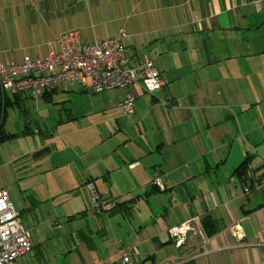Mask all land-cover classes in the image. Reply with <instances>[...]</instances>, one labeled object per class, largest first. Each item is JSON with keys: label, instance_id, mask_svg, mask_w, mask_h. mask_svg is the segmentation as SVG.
I'll return each mask as SVG.
<instances>
[{"label": "crops", "instance_id": "1", "mask_svg": "<svg viewBox=\"0 0 264 264\" xmlns=\"http://www.w3.org/2000/svg\"><path fill=\"white\" fill-rule=\"evenodd\" d=\"M121 28L123 45L146 52L168 83L153 94L139 85L106 91L114 95L92 110L105 115L92 128L82 125L89 114L69 109L68 122L78 123L69 135L56 134L65 123L61 107L54 124L43 123L41 147L20 158L35 168L52 158L58 169L72 159L50 148L56 139L64 136L70 145L90 138L88 150L77 155L80 185L93 181L100 197L109 190L118 205L97 214L90 197L61 196L48 209L35 200L30 226L23 224L32 250L8 264H124L125 253L136 264H153L162 248L184 264H264V0H0V64L26 54L45 58L70 30L92 43L119 37ZM130 91L135 111L123 112L120 103ZM77 92L85 91L63 83L42 96L14 98L0 88V105L10 97L17 103L8 117L11 107L29 114L25 103L36 109ZM8 117L4 128L17 136L0 147L19 136L7 129ZM21 133L34 132L25 126ZM243 162H249L244 179L236 172ZM156 173L166 176V190L150 192L163 201L127 216L132 206L114 190H149ZM208 214L219 231L208 236L203 229L191 237V248L178 249L170 228L191 218L201 223Z\"/></svg>", "mask_w": 264, "mask_h": 264}, {"label": "built area", "instance_id": "2", "mask_svg": "<svg viewBox=\"0 0 264 264\" xmlns=\"http://www.w3.org/2000/svg\"><path fill=\"white\" fill-rule=\"evenodd\" d=\"M126 31L121 28L119 37L96 40L92 43L81 40L78 31L64 32L58 39V49L51 50L45 58H34L30 54L19 62L0 64V87L11 94L42 96L60 84L74 83L89 93H101L118 88L141 86L153 94L163 88L168 79L146 52L135 53L127 49L122 38ZM136 94L129 92L120 106L128 113L135 111ZM155 187L166 190V176H153ZM97 214L111 210L114 205L102 200L93 181L87 183ZM249 187L245 189L248 193ZM204 233L202 224L191 218L170 228L173 244L179 249L190 247L191 237ZM30 231L23 225L20 213L15 208L6 189H0V264H8L32 250ZM192 247V246H191ZM190 247V248H191ZM197 249V247H196ZM199 254V250L193 256ZM131 253L123 256L124 264L131 261ZM162 248L153 264H184L183 260Z\"/></svg>", "mask_w": 264, "mask_h": 264}, {"label": "rangeland", "instance_id": "3", "mask_svg": "<svg viewBox=\"0 0 264 264\" xmlns=\"http://www.w3.org/2000/svg\"><path fill=\"white\" fill-rule=\"evenodd\" d=\"M113 95L114 93H108L106 91L96 94L77 92L70 93L68 97H65V99L69 98L67 102H63V96H58L59 98H55V103L57 104L40 103L36 109L32 105L30 109L28 103H25L26 105H23V107L28 109L27 111L29 114H23L15 107L9 109L6 127L7 129H13V131L19 132V136L11 143H7L0 147V189H6L16 209L22 211V222L25 226H30L29 221H31L33 210H29L28 207H34L35 200L39 201L41 209H48L52 208V200L61 196L66 199L70 197L71 199L74 197L87 199L90 197L92 209L95 212L92 194L86 184L82 183V186L80 185L81 178L77 175V167L80 165L77 161V155L88 150L91 141L90 138L72 139L70 145L66 143V138H64V136L60 138L62 142L56 139V144L51 145L50 148L58 150V154L62 159H72L70 165H68L67 162L64 164L65 166H60L58 169L52 168V161H50L52 158H49V161L45 162L43 168H35L33 164H27V160H20V158L25 153L41 147L44 137L40 133V129L44 128L43 123H55L60 117V111H62L61 107L67 108V112H63L65 123L58 128L56 134L64 132L69 135V129L78 125L76 120L68 122L67 115L69 114V109L74 111V115L76 113L83 115L89 114V117L85 116L82 119V125L92 128L94 124L101 123V120L103 121L105 118L104 114L92 110L107 103ZM121 110L125 112L123 108H121ZM47 117L52 118V121L49 122ZM18 124L22 125V130L18 128ZM25 126L32 129L34 133H21V131H24ZM13 161H17V163H11ZM3 162L7 163L5 166L1 167V163ZM73 189H77L76 192L72 195H67ZM152 189H154L153 180L150 183L149 190L130 187L121 188L119 185V187L114 190V195L119 201L129 200L126 203H128V206H132L130 207L131 213H127V209L124 210V212L127 216L131 217L132 214L137 216L140 210L148 206L147 203L163 201V195L156 194L154 191L150 192ZM99 190L102 191L101 188H99ZM107 194L108 196H103L104 198L101 196L102 200L114 205L116 200L109 196V190ZM140 199L141 201L139 204L134 203V201Z\"/></svg>", "mask_w": 264, "mask_h": 264}, {"label": "trees", "instance_id": "4", "mask_svg": "<svg viewBox=\"0 0 264 264\" xmlns=\"http://www.w3.org/2000/svg\"><path fill=\"white\" fill-rule=\"evenodd\" d=\"M4 92H6V91H4ZM6 93H8V92H6ZM19 95L20 94H12V96H14V98H17ZM9 98L10 97L5 98L4 102L0 105V144L3 143L7 139H14L17 136V134H13V133L7 132L5 130V128H4L6 119L8 117L7 116L8 115V107L10 105L14 104V103H17V101H15V100L14 101L13 100L10 101ZM248 165H249V162H243L238 167V169L236 171L238 173V175L241 178H243V179L246 176V172H247ZM89 181H91V180H89ZM154 188H155V190L157 189V187H155V186H154ZM123 204L124 203H122L121 205H123ZM117 205L118 204H116L114 208H116ZM201 223H202V226H203L204 231L207 233L208 236H212V235L216 234L219 231V228H220L219 227V223H218V221L211 214H208L207 216L203 217L202 220H201Z\"/></svg>", "mask_w": 264, "mask_h": 264}]
</instances>
